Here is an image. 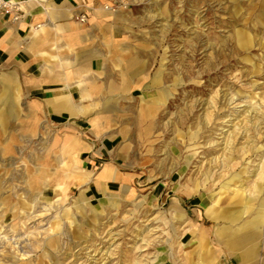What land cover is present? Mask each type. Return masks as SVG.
<instances>
[{
    "label": "rangeland",
    "instance_id": "1",
    "mask_svg": "<svg viewBox=\"0 0 264 264\" xmlns=\"http://www.w3.org/2000/svg\"><path fill=\"white\" fill-rule=\"evenodd\" d=\"M111 13L113 28L110 35L100 40L101 50L97 56L103 57L105 66L114 74L119 70L116 63L120 59L125 64L137 58L143 68L131 78L133 82L140 80L139 87L121 94L117 110L103 114L102 100L95 105V110L101 113L98 116L109 120L102 132L115 138L113 154L118 167L131 174L129 183L123 182L112 193L118 209L107 208L108 197L89 202L84 196L86 185L79 186L70 179L59 203L53 202L56 197L51 190L41 189L38 203L30 211L34 218L20 228L24 218L17 209H21L24 188L18 181L21 182L24 175L31 177L39 171L47 179L60 177L63 172L75 174L72 162L67 170L59 164L64 135L70 137L75 131L72 132L71 121L62 119L61 123L52 124L47 116L39 115L32 100L15 82L13 87L18 88L20 95L16 107L18 115L0 124V211L5 212L6 226L0 236V264L20 261L50 264L48 253L58 257L59 264H75L77 260L76 264H81L86 257L94 260L93 264H184L183 252H192L196 243L189 242L191 236L185 233L181 237L182 251L175 256L171 254L169 244L182 232V227L167 212L172 200H176L179 210L191 222L209 231V247L218 253L217 262L235 264V256L214 240L217 224L204 214L208 192L201 189L198 194L187 197L178 192V182L198 178V168L208 167L206 160L212 156L206 157L205 150L213 148L215 143L210 146L204 143L222 137L217 134L220 129H228L227 119L234 118L232 123L235 124L233 148L239 158L234 171L246 163L253 168L264 154V101L260 99L264 94V0H115ZM236 35L249 39L251 46L240 45ZM181 60L189 68L190 77L175 86L170 80H164L163 88L169 94L164 106L154 109L151 117L138 119L140 107H145L136 103L138 96L143 94L149 98L156 94L143 87L149 85L150 78L159 69L163 70L165 79L168 78L178 69ZM2 91L0 87V93ZM253 93L259 97L251 98ZM10 94L16 95L15 92ZM230 96H233V104L227 102ZM185 104L192 106L190 123L204 113L203 109L208 108L212 114L207 129L213 133H203L197 149L193 141L185 143L176 138L178 132L184 134L187 129L179 130L172 125ZM6 110L0 107V112ZM229 114L233 116L221 120ZM84 121L80 136L89 141L91 135ZM135 121H139V127L132 125ZM120 131L127 133L125 139ZM78 166L82 167L81 162ZM10 177L18 178L13 181L15 187L18 185L13 192L9 191L12 186L6 183ZM123 185L133 190V195L127 199L122 198ZM41 187L39 184L38 188ZM199 200L205 202L201 205ZM74 202L81 203L87 210L100 211L106 207L107 214L94 222L87 215V226L80 230L71 227L68 235L60 237L59 251L44 250L42 243L53 236L49 228L59 211L57 208L71 207ZM49 204L57 208H44ZM8 208L14 209V215L5 211ZM12 223H17L15 230L10 229ZM64 225L66 228L67 223ZM150 228L153 231L145 233ZM142 230H145L141 236L143 241L138 236V231ZM134 244L140 248L135 249ZM37 245L41 247L35 248ZM263 257L260 255L258 262Z\"/></svg>",
    "mask_w": 264,
    "mask_h": 264
},
{
    "label": "bare ground",
    "instance_id": "2",
    "mask_svg": "<svg viewBox=\"0 0 264 264\" xmlns=\"http://www.w3.org/2000/svg\"><path fill=\"white\" fill-rule=\"evenodd\" d=\"M104 12L111 13L112 11L104 10ZM39 30L41 32L44 31L41 26L39 27ZM236 38L240 45L245 44V48L247 46H251V41L249 39L243 40L239 35ZM57 61L60 62L61 60L57 59ZM246 61L249 60L246 59ZM64 63L66 62H61V65H64ZM67 64L70 66L73 65L70 62ZM116 64V67H118L119 70L116 71L115 74L119 78H116L115 74L109 71L108 66H103L100 70L98 69V72L94 74L95 76H89L88 79L85 77L82 79L81 77L75 76V81L73 83H66L64 88H69L72 85L77 88L80 101L78 104L72 102L69 103L67 96L60 97L55 99L54 111L56 113L67 112L71 119H86L89 125L88 131L90 135L95 138L106 137L107 135L102 131L106 127L105 124L108 123V120L98 116L99 113L94 110L96 107L95 105L102 100L101 108L105 113L117 110L115 107L118 103L117 101L122 99L121 94L130 93L132 87H139L140 80L133 82L131 80L132 76L143 71V68L139 65L137 58H133L125 64H122L120 59L117 60ZM73 69L75 70V67ZM80 70L81 69L77 67L74 74L79 75ZM162 71L163 70L159 69L150 78L149 85L143 87V89L154 90L156 94L149 98L144 97L143 94L138 96L136 103L145 105V107H140L141 109L137 114L138 119L149 118L153 115L154 109L164 106L165 102L169 98L167 89L165 87L163 88L164 80H170L175 86L184 82L185 78L190 77V70L182 63V60L179 63L178 69L173 71V73H171L172 75L168 78L165 79ZM66 76H69L68 72ZM67 79L69 80L70 78L67 77ZM4 81L5 83L2 82V77L0 75V87L3 89L0 93V107H5L7 109L4 112H0V124H4L5 120L17 117L18 114L16 112V107L19 105L20 100L19 90L17 87H13L12 80L5 78ZM133 83L134 85L131 86ZM196 83L198 84L197 81ZM14 92L16 95L10 96V93ZM257 97L259 96H257L256 93H253L251 96V98ZM260 99L264 101V94ZM227 102L229 104H233V96H230L227 99ZM86 103H89V106H87ZM210 103L213 104L212 97L210 98ZM203 112L204 113L200 116H196L194 122L190 123L192 106H187V104H185L182 111L179 112V118L177 121H173L172 123V125L179 130L187 129V132L184 134H180L178 132L176 138H180V140L185 143L193 141L195 149L199 146L198 139L201 135L210 131L207 129V126L212 117L211 111L206 108L203 109ZM228 116L231 118L233 115H225L221 118V120ZM233 120L234 118L227 119V121H225L230 123L227 130H219L220 132L217 135L218 137H222L216 138L217 140H215V142L210 140L204 143V145H207L208 143L209 146L211 143H215L213 148L208 147L205 150L207 155L206 157L209 155L212 156L210 159L206 160L208 167L203 170H201V167L198 168V178H188L182 183L181 181L178 182V192L187 197L192 194H198L201 189L208 192V204L204 208V214L207 219L217 224L215 230L213 231L215 242L223 245L230 255L235 256V264H264V257L260 260V262H258L259 256H264V154L259 156L258 162L253 166V168H250L248 163H246L244 167L240 168L238 171H234L237 164L236 161L239 156H237V153L235 154V150L233 148L235 130V124L232 123ZM139 124V121L132 123L133 126L137 125L138 127ZM210 132L211 134L213 133L212 130ZM126 134V132L120 131V136L123 139H125ZM211 134L208 136L210 137ZM79 137L80 136L73 134H70L69 137L65 134L59 148L60 154L63 156L62 160L59 162L60 166L67 170L69 169V162H72L74 169L76 170L75 174L71 175L70 173L63 172V175L60 177L55 176L56 178L54 179H47V177H43L42 172L39 171L31 177L24 175L22 181H18V183L24 188L22 193L24 197L21 198L23 199L21 209H17V211L19 210L24 218V221L22 220L19 225L20 228H23L26 221L34 218L31 216L30 211L33 210L35 205L38 203V198L42 194L41 189L51 190L56 197L53 202L59 203L68 189V182L75 180L78 182L79 186H85L92 180L94 173L86 171L78 166L80 163L78 159L79 153L86 149ZM240 151L241 156H243L244 148L241 147ZM184 165L187 167V161ZM106 168L107 166H104L103 170L104 173L107 174L103 173L100 175V178H112L110 172L106 171ZM17 180V177H10L7 179L6 183L12 186L9 188V191L13 192V189L15 190L18 187V185H16V187L13 185V181ZM129 181L130 180H127L125 182L129 183ZM39 184H41V188H38ZM213 187L215 188L212 189ZM103 190L106 191V189ZM33 191L37 192L33 194ZM131 192L133 193V190L130 189L129 186L123 185L121 188V194H123L122 198L127 199V197L132 196L133 194H131ZM112 197V193L108 194L107 208L112 211H117L118 204H116ZM199 202L200 204H203L205 201L199 200ZM46 206L47 207L44 208H57L54 204ZM107 208L102 207L100 211L88 209L90 210L89 212L86 207L79 202H74L71 207L57 208L59 211L53 218L54 220L49 228V232L53 233V236L51 235L42 243L43 249L59 251L61 246L60 237L63 234L68 235L71 227L76 228V230H80L82 227L87 226V215H89L90 220H93V222L96 221L97 217L103 215L104 213L107 214L105 211ZM5 211H10L13 215L15 213L13 208H8V210ZM167 212L168 215L175 220L180 227H182V232H179L174 241L169 244L171 254L175 256L179 253V251H182L181 249L184 245L181 241V237L185 233H188L191 236L189 242L195 241L196 246L192 252H183L184 264H219L217 262L218 253L209 247V231H207L204 227L197 226L191 222V220L184 213H182L181 210H179L176 200H172L170 202L167 207ZM4 213V211H0V236L5 232L6 228L3 220ZM64 222L67 223L66 228ZM15 227H17V223H12V225H10V229L12 230H15ZM152 231L153 228L147 229L146 232L145 230L138 231V236L141 237L144 232L150 233ZM141 241H143V237H141ZM39 247L41 246L37 245L35 248ZM133 247L135 249L140 248H136L135 244ZM47 255L48 258H50V264H59L58 257H53L50 253ZM20 256L22 257L23 254ZM192 259L196 261L193 262ZM93 261L94 260H90L86 257L81 264H90V262L93 264ZM11 264H27V262L20 261L18 263L15 262Z\"/></svg>",
    "mask_w": 264,
    "mask_h": 264
},
{
    "label": "crops",
    "instance_id": "3",
    "mask_svg": "<svg viewBox=\"0 0 264 264\" xmlns=\"http://www.w3.org/2000/svg\"><path fill=\"white\" fill-rule=\"evenodd\" d=\"M13 1L20 3L24 16L17 23L0 16L2 82L5 83V78L11 79L12 83L17 82L27 98L32 100L34 109L39 110V115L47 116L52 124L61 123L62 119L71 121L72 132L75 131L73 135L80 136L86 119H71L67 112L56 113L55 99L67 96L69 103L78 104V89L73 85L64 88L66 83H73L75 76L82 79L95 76L97 70L105 66L103 57L96 53L101 50L99 44L102 37L110 35L113 28V14L103 10L107 0ZM80 14L86 16L84 23L75 20ZM40 26L43 32L39 30ZM61 62L66 63L61 65ZM69 62L73 65H68ZM77 67L81 69L79 75L74 74ZM67 72L69 76H66ZM86 105L89 106V103ZM110 136L95 138L91 135L89 141L79 137L86 147L78 157L81 168L94 173L84 190V196L92 203L107 198L131 178L129 172L118 167L113 154L115 138ZM102 159L104 162L100 163ZM97 164L99 167L96 168ZM104 166H107L106 171L112 178H100Z\"/></svg>",
    "mask_w": 264,
    "mask_h": 264
},
{
    "label": "built area",
    "instance_id": "4",
    "mask_svg": "<svg viewBox=\"0 0 264 264\" xmlns=\"http://www.w3.org/2000/svg\"><path fill=\"white\" fill-rule=\"evenodd\" d=\"M109 5H104L103 10L113 11L115 0H107ZM0 16L9 18L12 22L17 23L23 19L24 12L20 3L13 0H0ZM79 23H84L86 21V16L80 14L75 18Z\"/></svg>",
    "mask_w": 264,
    "mask_h": 264
}]
</instances>
